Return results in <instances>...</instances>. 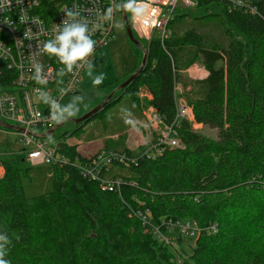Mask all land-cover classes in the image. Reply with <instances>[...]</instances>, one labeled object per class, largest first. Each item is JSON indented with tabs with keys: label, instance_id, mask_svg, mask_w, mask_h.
<instances>
[{
	"label": "trees",
	"instance_id": "1",
	"mask_svg": "<svg viewBox=\"0 0 264 264\" xmlns=\"http://www.w3.org/2000/svg\"><path fill=\"white\" fill-rule=\"evenodd\" d=\"M236 1L193 0L192 10L178 7L166 40H140L145 65L121 90V96L132 98L138 88L146 90L150 105L172 124L179 85L194 122L215 136L183 119L175 127L181 148L165 150L155 159L145 154L154 144L133 151L106 145L103 150L136 158L126 168L130 176H123L127 184L120 194L102 191L68 164L49 167V192L27 197L24 183L31 180V167L14 157L1 158L0 260L264 264V0ZM136 50L141 64L143 54ZM196 63L208 73L206 78L186 76ZM117 99L115 93L110 103ZM60 152L70 162L82 159L72 146ZM142 208L155 223L171 219L204 227L214 222L218 233L186 246L182 235L166 246L131 215Z\"/></svg>",
	"mask_w": 264,
	"mask_h": 264
},
{
	"label": "built area",
	"instance_id": "2",
	"mask_svg": "<svg viewBox=\"0 0 264 264\" xmlns=\"http://www.w3.org/2000/svg\"><path fill=\"white\" fill-rule=\"evenodd\" d=\"M139 2L147 5L145 17L134 19L131 12L127 18L134 36L148 44L153 38L162 43L169 37L168 26L178 7L194 5L190 0ZM236 3L241 4L238 0ZM123 8L126 10L123 0H0V121L21 129L15 132L29 165L62 168L71 164L84 179L97 182L102 191L118 194L127 183L123 176L112 172L136 164L135 157L101 149L93 156H82L81 160L76 156L70 162L53 143L39 138L41 134L33 131L48 132L54 127L60 100L77 91L95 51L116 39V21L119 16L123 21ZM77 29L83 30L92 47L84 57L69 62L59 54V37ZM71 44H77L76 37L71 38ZM176 103L177 115L172 124L165 123L154 107L145 114L155 132L149 144L154 146L145 151L151 159L165 150L181 148L175 127L181 120H188L190 114L193 119V115L187 104ZM139 206L143 207L144 203L139 202ZM131 215L166 246H173L175 238L182 235L197 240L218 233V224L214 222L204 227L195 221L171 219L155 223L143 208L132 210Z\"/></svg>",
	"mask_w": 264,
	"mask_h": 264
},
{
	"label": "rangeland",
	"instance_id": "3",
	"mask_svg": "<svg viewBox=\"0 0 264 264\" xmlns=\"http://www.w3.org/2000/svg\"><path fill=\"white\" fill-rule=\"evenodd\" d=\"M123 2L126 5L129 0H123ZM180 7L183 10L193 9V6L181 5ZM130 15L131 11L127 10V17L129 18ZM116 24L118 25L116 39L95 51L92 62L82 75L77 91L63 97L56 108L54 126L62 121L65 123L45 139L52 142L59 150L65 145H70V147L74 146L75 151L81 156L87 157L95 155L106 145L118 150L125 148L132 151L138 150L142 146L150 144L155 138V132L145 117L146 112L152 106L147 93L141 88L132 93L134 98L128 95L121 96L122 91L119 90L116 92L118 99L113 103L109 102L110 105L97 112L96 116L82 124L72 122L73 119L89 113L100 105L117 86L133 74L132 72L140 64L137 48L127 38L120 16ZM198 68L200 67L193 66L186 76L193 80L200 79ZM98 78L102 79L101 83L93 84V81ZM176 92L178 104H187L184 96L181 95L183 90L179 85L176 86ZM188 121L193 122L191 114ZM195 129L203 131L206 135L215 136V131L208 128L196 125ZM33 132L44 134L47 131L35 129ZM5 157H14L17 161L22 162L24 167H31V180L24 183L27 197H36L51 190L52 176L49 167L29 165L25 159L23 144L19 142L17 133L0 127V159ZM112 173L130 176L127 170L120 168L114 169ZM182 240V246L195 243V240L188 237H182Z\"/></svg>",
	"mask_w": 264,
	"mask_h": 264
},
{
	"label": "clouds",
	"instance_id": "4",
	"mask_svg": "<svg viewBox=\"0 0 264 264\" xmlns=\"http://www.w3.org/2000/svg\"><path fill=\"white\" fill-rule=\"evenodd\" d=\"M125 8L132 12L133 18L142 19L145 17L147 5L142 4L139 0H129L125 5ZM76 37L77 44H71V38ZM61 47L59 54L64 57L65 60L71 62L78 58L84 57L88 52L91 51V42L83 36V30L77 29L74 31H66L65 34L59 37ZM50 51H56V49H49ZM102 79L98 78L93 81V84L101 83ZM2 239V237H0ZM0 264H8L7 261L0 260Z\"/></svg>",
	"mask_w": 264,
	"mask_h": 264
},
{
	"label": "water",
	"instance_id": "5",
	"mask_svg": "<svg viewBox=\"0 0 264 264\" xmlns=\"http://www.w3.org/2000/svg\"><path fill=\"white\" fill-rule=\"evenodd\" d=\"M122 17H123V21H124V26H125V31H126V34H127V38L143 54L142 60H141V64L137 68V70L132 75H130L121 85H119L100 105H98L97 107H95L89 113H87V114H85V115H83V116H81V117H79L77 119H73L72 122L74 124L83 123L87 119L93 117L101 109H103L112 100V98L114 97L115 93L117 91H119V90L124 89L140 73V71L142 70V68L145 65V62H146V52L143 49L142 45L140 44V41L134 36V34L132 32V29H131L130 22H129L128 18H127V15H126V10L124 8H123V11H122ZM64 123H65V121H62V122L56 124L54 126V128L50 129L48 132H46L44 134L39 135L38 137L39 138H46L47 136L51 135L56 128L62 126ZM0 127L3 128V129H5V130L21 131V129L16 128V127L11 126V125H8V124H5V123H3L1 121H0Z\"/></svg>",
	"mask_w": 264,
	"mask_h": 264
},
{
	"label": "crops",
	"instance_id": "6",
	"mask_svg": "<svg viewBox=\"0 0 264 264\" xmlns=\"http://www.w3.org/2000/svg\"><path fill=\"white\" fill-rule=\"evenodd\" d=\"M191 1V0H190ZM192 3H194L193 1H191ZM183 6V5H182ZM191 6H193V5H191ZM186 7H190V6H186ZM193 66H197V67H200V68H198V74L200 75V79L199 80H201V79H204V78H206V76L208 75V73L199 65V64H194V65H192L187 71H186V73L187 72H189L192 68H193ZM144 90V89H143ZM145 92L147 93V95H148V99H150L151 100V95L145 90ZM193 124H195V125H193L192 124V126H193V128L195 129V126L196 125H199L201 128H203L202 127V125H200V124H196L195 122H194V120H193V122H192ZM70 146V145H69ZM74 147V146H73ZM3 173H4V170H3V168L2 167H0V178L3 176Z\"/></svg>",
	"mask_w": 264,
	"mask_h": 264
},
{
	"label": "flooded vegetation",
	"instance_id": "7",
	"mask_svg": "<svg viewBox=\"0 0 264 264\" xmlns=\"http://www.w3.org/2000/svg\"><path fill=\"white\" fill-rule=\"evenodd\" d=\"M117 87H118V86H117ZM117 87H116V88H117ZM116 88H115V89H116Z\"/></svg>",
	"mask_w": 264,
	"mask_h": 264
}]
</instances>
